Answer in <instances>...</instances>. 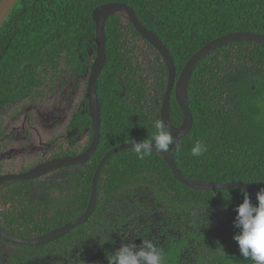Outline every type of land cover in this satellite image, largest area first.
<instances>
[{"label": "trees", "instance_id": "obj_1", "mask_svg": "<svg viewBox=\"0 0 264 264\" xmlns=\"http://www.w3.org/2000/svg\"><path fill=\"white\" fill-rule=\"evenodd\" d=\"M113 1L134 8L139 21L160 37L177 75L217 37L238 31L264 34V0H16L0 24V176L91 146L95 132L88 83L98 53L94 12ZM106 52L98 79L96 151L85 163L3 184L0 227L5 232L36 238L83 215L107 152L131 138L143 141L155 134V122L163 121L169 69L162 53L122 14L107 20ZM64 77L83 79L85 94L64 130L51 139L55 151L36 155L29 166L5 169L10 141L5 110L45 99ZM188 102L194 122L174 154L180 171L190 178L246 181L264 189V43H229L204 56L191 77ZM170 111L174 125H181L184 113L175 91ZM83 135H88L84 145ZM197 141L208 148L200 157L191 154ZM241 189L188 187L175 178L161 153L141 160L126 148L103 166L96 208L87 221L42 246L0 236V264H108L107 255L122 242L139 245L138 239L163 248L166 264H253L233 239L239 232L234 221L244 199ZM247 192L257 204L256 195Z\"/></svg>", "mask_w": 264, "mask_h": 264}, {"label": "water", "instance_id": "obj_2", "mask_svg": "<svg viewBox=\"0 0 264 264\" xmlns=\"http://www.w3.org/2000/svg\"><path fill=\"white\" fill-rule=\"evenodd\" d=\"M7 1L8 0H2L0 4V24L16 0H12L11 4L7 7V9L3 10L6 6ZM119 10L123 12L121 13L117 12ZM117 14H122L131 18L136 29L141 33V35L145 39H147L150 43H152L162 53V55L164 56L167 62L169 69V83L162 103V120L166 123V127L168 128V130L173 134V136L177 137L178 140L172 151L159 152V153L163 155L164 159L169 164L175 178L178 179L183 184L187 185L188 187L194 189L217 190V189H225L229 187H241L247 189L248 191L256 195L261 190V188L257 187L251 182H246V181L215 182V181H205L201 179L187 177L178 168L174 154L179 145L180 139L183 138L185 135H187L191 127L193 126L194 117L189 107L188 91H189V84L191 77L198 62L204 56L208 55L211 51H214L229 43H234L239 41H255L259 43H264V34L250 32V31H238L217 37L212 41L208 42L207 44H205L196 53H194L190 57V59L186 62L180 74L177 75L176 65L173 56L171 55L170 51L167 49L164 42L160 39V37L157 34H155L152 30L145 27L139 21L137 13L134 8H132L131 6H129L124 2H118V1L105 3L101 7L97 8L94 12V17L96 19L98 53L92 65L91 74L88 83V96L90 99V110L93 118V125L95 132L91 146L87 151L81 154L74 156H63V157L53 158L51 160L38 164L37 166L26 172L8 173L2 175L0 176V187L6 182L11 180L35 179L64 166L85 163L92 157L100 142L101 102L98 96V79L107 62L106 23L109 17ZM173 91H175L176 98L184 113V120L182 124L179 126H175L171 119L170 97ZM130 147H133V144L131 142L119 145L108 151L107 154L100 161L93 179L92 193H91L89 207L83 215L40 237L30 238V239L17 237L5 232L4 230L1 229V227H0V236L3 239L16 244L42 246L52 241H55L56 239L67 234L70 230L74 229L78 225L87 221L96 208L97 196H98V181L103 166L113 154H115L120 150ZM138 243H141V239L138 240Z\"/></svg>", "mask_w": 264, "mask_h": 264}, {"label": "rangeland", "instance_id": "obj_3", "mask_svg": "<svg viewBox=\"0 0 264 264\" xmlns=\"http://www.w3.org/2000/svg\"><path fill=\"white\" fill-rule=\"evenodd\" d=\"M55 85L45 99L5 110L6 136L10 139L4 153L5 169L17 170L31 165L36 155H51L56 149L55 143L50 144L51 139L64 130L72 111L83 104V79L64 77ZM87 140L88 135L80 137L82 145Z\"/></svg>", "mask_w": 264, "mask_h": 264}, {"label": "clouds", "instance_id": "obj_4", "mask_svg": "<svg viewBox=\"0 0 264 264\" xmlns=\"http://www.w3.org/2000/svg\"><path fill=\"white\" fill-rule=\"evenodd\" d=\"M155 134L141 142L131 138L132 149L138 159H144L152 152H169L170 147L177 143V137L166 127L164 121L157 120L154 125ZM155 149V150H154ZM208 151L205 143L197 141L191 150L192 156L200 157ZM243 202L235 211L234 225L239 232L233 239L238 243L240 254L253 261V264H264V189L256 194L257 204H253L246 189H241ZM108 264H166L165 252L152 241L121 243V246L107 255Z\"/></svg>", "mask_w": 264, "mask_h": 264}, {"label": "bare ground", "instance_id": "obj_5", "mask_svg": "<svg viewBox=\"0 0 264 264\" xmlns=\"http://www.w3.org/2000/svg\"><path fill=\"white\" fill-rule=\"evenodd\" d=\"M11 2H12V0H8L7 3H6V6H5V8H4L3 10H6L7 7L11 4ZM117 12H120V13H121V12H123V11H120V10H119V11H117Z\"/></svg>", "mask_w": 264, "mask_h": 264}, {"label": "flooded vegetation", "instance_id": "obj_6", "mask_svg": "<svg viewBox=\"0 0 264 264\" xmlns=\"http://www.w3.org/2000/svg\"><path fill=\"white\" fill-rule=\"evenodd\" d=\"M138 240H139V239H138ZM138 240H137V241H138ZM137 243H138V242H137ZM141 243H142V239H141ZM139 244H140V243H139Z\"/></svg>", "mask_w": 264, "mask_h": 264}]
</instances>
